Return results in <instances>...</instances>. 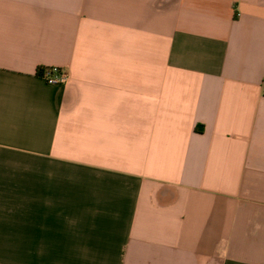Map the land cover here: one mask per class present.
<instances>
[{
  "label": "crops",
  "instance_id": "obj_1",
  "mask_svg": "<svg viewBox=\"0 0 264 264\" xmlns=\"http://www.w3.org/2000/svg\"><path fill=\"white\" fill-rule=\"evenodd\" d=\"M263 90L264 0H0V264H264Z\"/></svg>",
  "mask_w": 264,
  "mask_h": 264
},
{
  "label": "built area",
  "instance_id": "obj_2",
  "mask_svg": "<svg viewBox=\"0 0 264 264\" xmlns=\"http://www.w3.org/2000/svg\"><path fill=\"white\" fill-rule=\"evenodd\" d=\"M42 78L47 84L63 86L69 81V73L64 68L53 67V69L46 72Z\"/></svg>",
  "mask_w": 264,
  "mask_h": 264
},
{
  "label": "trees",
  "instance_id": "obj_3",
  "mask_svg": "<svg viewBox=\"0 0 264 264\" xmlns=\"http://www.w3.org/2000/svg\"><path fill=\"white\" fill-rule=\"evenodd\" d=\"M53 67H40L38 68V76L42 77L46 72L52 70ZM263 94H264V90H263Z\"/></svg>",
  "mask_w": 264,
  "mask_h": 264
}]
</instances>
